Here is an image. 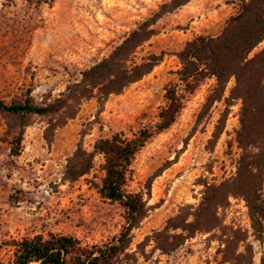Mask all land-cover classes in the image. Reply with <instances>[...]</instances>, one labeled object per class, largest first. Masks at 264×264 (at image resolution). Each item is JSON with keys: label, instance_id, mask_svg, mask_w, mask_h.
Here are the masks:
<instances>
[{"label": "rangeland", "instance_id": "rangeland-1", "mask_svg": "<svg viewBox=\"0 0 264 264\" xmlns=\"http://www.w3.org/2000/svg\"><path fill=\"white\" fill-rule=\"evenodd\" d=\"M169 1L0 0V100L23 101L31 95L39 106L53 103ZM235 11L234 0H192L166 15L137 55L139 60L149 53L163 56L151 74L104 102L84 101L76 117L50 139L48 119L30 116L19 157L10 155L18 121L0 113V264L13 263L7 244L23 237L63 234L84 245H102L120 233L123 208L97 191L105 175L103 157L97 156L91 173L74 183L65 180L68 159L79 144L92 151L99 139L121 132L131 136L155 123L166 87L178 84L181 65L175 54L198 36L217 35ZM263 48L264 42L255 52ZM234 84L232 79L225 98ZM214 85L209 78L186 94L176 123L136 156L128 190L147 192L150 182V196L148 213L132 232L130 264H234L225 260H236L240 253L242 264H262L264 220L259 239L241 198H231L220 211V230L197 234L170 254L156 250L149 239L181 207L200 203L205 182L220 184L237 172L240 103L230 107L224 132L212 144L226 107L223 99L204 109Z\"/></svg>", "mask_w": 264, "mask_h": 264}, {"label": "trees", "instance_id": "trees-1", "mask_svg": "<svg viewBox=\"0 0 264 264\" xmlns=\"http://www.w3.org/2000/svg\"><path fill=\"white\" fill-rule=\"evenodd\" d=\"M191 1L170 0L161 5L106 58L82 72L81 79L70 84L53 103L39 106L31 95L23 101L8 103L0 100V113L8 114L18 121L19 131L13 138L10 155H21L30 116L48 119L46 137L50 139L56 129L76 117L84 101L97 98L99 102H104L111 95L122 94L131 85L151 74L161 64L163 56L149 53L139 60V50L157 35L155 26L159 20ZM234 4L235 13L217 35L198 36L175 54L181 65L176 72L178 84L166 87L165 104L160 107L155 123L142 125L131 136L121 132L99 139L92 151H87L79 144L68 159L65 180L74 183L91 173L97 156L103 157L102 169L105 175L97 191L103 199L118 203L123 208L125 223L120 233L102 245H84L74 236L53 233L12 240L7 244L13 252L12 264H121L122 261L123 264H130L128 259L133 257L129 253L132 232L146 217L149 209L146 196H150V182L146 185L147 192L133 193L128 190L136 156L155 137L176 123L185 108V95L193 94L209 78L215 80V85L207 97L204 109L210 110L223 99L226 106L215 127L212 144L224 132L230 107L236 102L240 103L237 143L241 154L237 172L234 177L220 184L205 182L200 203L197 206L181 207L149 239L156 250L170 254L197 234L220 230L223 227L220 211L230 205L231 198H241L246 202L253 229L257 237L262 239L264 48L259 52L255 50L264 42V0H234ZM232 79L235 84L225 98ZM249 252L247 250L246 253ZM243 257L244 254L240 253L236 260L225 261L242 264L240 260Z\"/></svg>", "mask_w": 264, "mask_h": 264}]
</instances>
